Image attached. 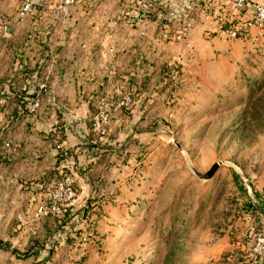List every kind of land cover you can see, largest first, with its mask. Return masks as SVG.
<instances>
[{
  "label": "rangeland",
  "instance_id": "1",
  "mask_svg": "<svg viewBox=\"0 0 264 264\" xmlns=\"http://www.w3.org/2000/svg\"><path fill=\"white\" fill-rule=\"evenodd\" d=\"M131 1L96 0L88 13L80 3L64 17L68 23L61 26H154L156 37L166 24L169 33L155 38L158 43L146 49L148 55L142 51L150 56L145 66L152 71H125V78L114 73L100 79L95 75L92 84L99 79V89L67 97V103L72 98L88 107L84 132L93 138L81 142V128L73 127L77 136L73 135L67 151L73 157V171L60 174L47 163L46 172L54 180L72 176L76 200L65 215L12 217L10 231L0 234V264H264L252 255V242L264 221V42L254 45V56L243 64L230 54L237 48L234 44L243 50L242 40L229 39L220 27L209 36L202 33V38L191 31L179 41L173 37L184 27L179 17L172 18L171 11L153 2V12L142 16L141 22ZM26 2L35 0H11V12L0 18L14 16ZM36 3L37 13L11 38L0 35V134L4 137L7 132L9 138L18 133L13 126L7 128L3 118L15 116L23 98L26 109L20 116L31 121L21 133L47 135L35 124L49 123L41 118L53 96L44 97L39 113L31 114L27 105L33 91H24L45 78L50 88L56 74L48 42L39 39H51L53 16L44 11L48 5ZM187 7L193 28L204 25L199 16L206 14L205 9ZM28 27L39 31L28 32ZM130 51L121 50L120 59L129 60ZM129 95L133 106L119 108V101ZM105 102L113 110L118 108L120 117H112L107 134L100 135L93 130L92 116ZM64 130H57L60 143L66 138ZM92 144L100 146L96 155ZM184 154L202 173L215 164L220 167L205 183L189 170ZM88 156L95 158L91 161ZM1 228L0 222V232ZM30 247L46 251L40 259L22 257Z\"/></svg>",
  "mask_w": 264,
  "mask_h": 264
},
{
  "label": "crops",
  "instance_id": "2",
  "mask_svg": "<svg viewBox=\"0 0 264 264\" xmlns=\"http://www.w3.org/2000/svg\"><path fill=\"white\" fill-rule=\"evenodd\" d=\"M8 1L10 2L11 0H0V15L11 12L8 7ZM45 1L35 0L40 5ZM94 2L96 0H85L83 3L85 12L88 13V10L93 8ZM155 2L160 3L161 6L163 5L164 9L171 11L170 14L174 19L178 18L179 14L181 15L182 9L187 4L196 5L201 9H205L206 14L199 16L201 22H204V25L199 23L191 32L193 34H201V38L203 36L202 33L206 34L207 31L212 32L216 27H221L225 22L237 23L245 20L251 14L249 10L239 15L229 6L222 4L218 0H195V2H191V0H156ZM52 3V0L45 2L44 5L49 6L45 8H50ZM131 3L134 4L132 9L135 12L136 4L133 0ZM60 17H50L49 19L52 25L49 26L51 39L47 41L43 37L39 38L42 40V43L48 42L50 48L49 57L52 59L51 62L53 65L56 66V74L52 76V85L50 84L53 96L51 101H53V104H48L44 108L43 112H45V116L41 118L46 121L48 120L49 123L46 124L47 122L44 121L45 125L42 124L44 122L35 124V126L45 128L44 130L47 135L21 133L25 123L31 121L30 119H26L28 117L27 115L20 116L26 109V105L16 106L17 108L14 110L17 116H11L9 114L6 119L3 118V124L7 128L13 126L17 128L15 132H18L12 134L11 138H9V133L7 132V135L5 137L3 136V140L9 142L11 147L8 149H0V222L2 223L1 230H3L0 234H4V236L6 231H10L8 226L12 217H23L27 220L34 218L36 209L40 204L42 195L40 192L45 186H49L54 181L51 173L46 172L49 169L47 163L60 169V174L73 171V157H70L67 153L73 144L71 143L73 135H75L73 127L77 126L81 128L82 135L80 131L78 132V138L81 142H84V140L89 141L93 138L90 135H85L84 132L87 126L88 107L85 103L79 104V102H74L72 98L67 103V97H76L80 93L85 92L89 93L91 92V88L99 89L96 85L99 86L102 84L99 81L101 75L106 76L109 73H114L119 78H125V75H123L125 71H131L133 74H139L140 68L142 72L152 71V68L148 69L145 66L146 60L150 56L142 55V51L148 55L146 49L151 46L155 47L154 43H158L155 42V38H158L160 35L165 37L164 33L168 32L166 24L164 27L159 28L161 34L156 37H154L155 35L153 33L154 26H149L151 29H147L148 26H61L62 24L68 23V20H66L67 18ZM169 17L162 16V19L171 22L172 20ZM142 18L139 21L142 22ZM177 20L180 21L181 18ZM30 29L37 30L36 28L28 27L27 31H31ZM242 43L243 50H241V45L234 44L237 48H233V50L231 48L232 51L230 54L232 59H238L240 57V62L244 64L254 56L255 48L257 49L254 45L257 44V40L253 34L249 41H242ZM126 48H131V54L129 52L131 56L129 60H121L119 52ZM238 48L241 50L239 53L234 51ZM259 52L261 51L259 50ZM39 59L38 57L37 61ZM255 59L258 58L256 57ZM255 59L254 61H256ZM122 63H125L124 68ZM141 64L143 65L140 66ZM148 66L150 67V65ZM136 67L138 68L136 69ZM51 69L52 67H50L49 71ZM84 69L87 71L83 72ZM247 73L250 74V70H247ZM95 75L99 79L96 84H92L96 80ZM88 80H92L90 84ZM27 108L29 110V105H27ZM7 110L8 113H11L9 108ZM118 111V108L114 109L113 118H116V120L120 117ZM62 127L65 129L62 133H64L66 138L63 143H60L57 141L56 134L57 130ZM91 147V151L96 155L97 147L100 146L92 144ZM78 150H81L80 147L77 148ZM91 154L89 153V155ZM88 158L92 161L95 157L92 159V157L88 156ZM83 161L85 162V160ZM75 176L77 177V174ZM30 249L31 247L27 251ZM0 250L2 249L0 248ZM32 251L36 253L39 250L32 248ZM45 251L39 254L38 259H40ZM51 251L52 249H49L48 254H52ZM33 258L35 257L33 256Z\"/></svg>",
  "mask_w": 264,
  "mask_h": 264
},
{
  "label": "built area",
  "instance_id": "3",
  "mask_svg": "<svg viewBox=\"0 0 264 264\" xmlns=\"http://www.w3.org/2000/svg\"><path fill=\"white\" fill-rule=\"evenodd\" d=\"M85 0H52V6L45 8L46 14L56 17L63 16L68 17L70 11L80 3H84ZM156 0H134L136 4V18H142L145 14L153 11V2ZM171 1V0H169ZM174 1V0H173ZM224 5L229 6L234 12L241 15L244 11H251V14L247 16L245 20L237 23H224L220 27L224 35L229 39L249 41L254 34L257 43L262 44L264 42V0H218ZM36 2L24 3L17 13L9 18H0V35L3 37L11 38L21 26H23L28 19L33 17L37 13ZM188 6V4H187ZM187 6L181 11V18L183 24L182 30L176 32L173 37L176 40H183L186 38L193 28V24L190 21V11L187 10ZM187 7V8H186ZM126 18V17H124ZM169 33V31H168ZM209 31L204 35L209 36ZM48 78L39 81V83L29 84L24 88V91L30 93L33 91V100L29 107L31 114H38L42 109V101L44 97L51 96V90L48 85ZM133 106L132 97L125 96L119 101L118 107L121 109H130ZM113 108L109 102H105L99 107V110L92 116V126L95 133L100 135H106L109 127L112 124ZM11 144L6 140H3V135L0 134V149L10 148ZM43 200L40 201L39 206L36 209V218L40 219L47 215H65L68 214L74 201L77 197V189L75 187V180L70 175H63L60 179L54 180L49 186H45L43 189ZM253 258L255 262H264V221L262 223V230L257 235L253 242Z\"/></svg>",
  "mask_w": 264,
  "mask_h": 264
},
{
  "label": "water",
  "instance_id": "4",
  "mask_svg": "<svg viewBox=\"0 0 264 264\" xmlns=\"http://www.w3.org/2000/svg\"><path fill=\"white\" fill-rule=\"evenodd\" d=\"M184 157L187 162L188 168L192 172V174L200 181H203L205 183H208L215 176L220 167L219 164H215L207 173H202L195 168L187 154H184Z\"/></svg>",
  "mask_w": 264,
  "mask_h": 264
},
{
  "label": "trees",
  "instance_id": "5",
  "mask_svg": "<svg viewBox=\"0 0 264 264\" xmlns=\"http://www.w3.org/2000/svg\"><path fill=\"white\" fill-rule=\"evenodd\" d=\"M23 100V102L22 101H20V105H23V106H25L24 104L26 103L25 102V100H27L26 98H23L22 99ZM15 115H16V113H15ZM45 249H41V250H39V251H37L36 253H34L33 251H32V248L29 250V251H27L26 253L27 254H25V255H23L22 257H24V258H29L30 256L31 257H36V258H38L39 257V254L42 252V251H44ZM13 253H15V255L17 254V255H19L20 253H18L17 251H13Z\"/></svg>",
  "mask_w": 264,
  "mask_h": 264
}]
</instances>
